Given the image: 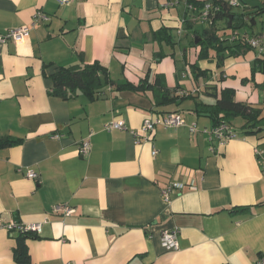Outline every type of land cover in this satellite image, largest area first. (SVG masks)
I'll return each instance as SVG.
<instances>
[{"label":"crops","instance_id":"obj_1","mask_svg":"<svg viewBox=\"0 0 264 264\" xmlns=\"http://www.w3.org/2000/svg\"><path fill=\"white\" fill-rule=\"evenodd\" d=\"M203 1L0 0V34L31 26L22 41H0V138L19 141L0 148V264H17L15 232L6 228L13 221L42 224L28 241L35 264H257L264 256V161L256 154L264 138L243 135L245 120L236 117L238 137L221 143L210 138L213 119L193 112L227 87L264 116V73H252L254 50L221 68L198 61L201 47L191 41L210 26L198 19ZM244 1L234 8L250 23L242 31L264 34V12L255 14L264 0ZM37 11L49 20H37ZM95 61L116 82L149 77L162 93L187 98L158 107L152 91L107 86L94 100L50 92L46 65L52 73ZM195 62L209 74L196 78ZM164 111L181 113L184 123L158 124L151 141L137 143L144 121ZM113 120L128 129L107 131ZM86 139L91 148L82 155ZM173 182L184 187L166 202L162 190ZM58 204L74 210L57 213ZM172 228L179 249L166 251L161 236Z\"/></svg>","mask_w":264,"mask_h":264},{"label":"trees","instance_id":"obj_2","mask_svg":"<svg viewBox=\"0 0 264 264\" xmlns=\"http://www.w3.org/2000/svg\"><path fill=\"white\" fill-rule=\"evenodd\" d=\"M207 1L208 0H205L200 3V7ZM212 2L215 6H218V9H216V12L212 15L210 26L204 27L201 31H195V39H199L198 44L195 43V39L191 41V45L201 47L198 61L214 59L217 67L221 68L227 57L240 55L246 50H254L257 52L246 39L249 35L247 31H242L246 25L250 24L249 21L244 19L245 13L234 11L236 7L228 5L225 0H212ZM189 4L195 5L196 3L189 2ZM262 12H264V5L259 6L255 14H260ZM230 14L234 16L231 28L228 26L227 20V16ZM221 20H225V22L224 25L219 26L217 22ZM234 35H238L239 37L233 40L232 37ZM167 42L174 45L171 39H168ZM163 56V54L160 55V57ZM190 65L196 78L209 74V70L203 69L198 62L191 63ZM46 67L47 65L45 66L44 74L48 76L51 81L50 92L64 99L75 98L82 94L94 100L107 86H115L117 90H132L135 92L152 91L154 103L158 107L180 104L187 98V96L179 97L169 93V89H165L162 93L161 90L163 86L160 85V80L153 83L149 80V77L140 81L138 84L129 81L116 82L112 79L109 69L100 61H95L91 64L61 66L57 67L52 73H47ZM258 71L264 73V52L258 53L255 59V65L252 69L253 75ZM210 88L214 89L215 87L211 86ZM212 95L215 98L214 103L208 104L198 102L193 112L198 115L206 114L213 119L214 126L223 122H227L232 126L231 121L233 119L242 117L245 120L242 126L243 135L262 134V138H264V116L260 108L248 102L237 101L235 99L234 89L227 87L221 90L220 95H218L216 90ZM162 113H171V111H164ZM18 142L17 139L0 138V148L13 146ZM260 150L264 152V146H261ZM257 157L259 160L264 161V154L261 156L257 155ZM10 232H15L16 245L13 250V256L16 263L35 264L30 254L28 241L39 238L38 233L17 229H13Z\"/></svg>","mask_w":264,"mask_h":264},{"label":"built area","instance_id":"obj_3","mask_svg":"<svg viewBox=\"0 0 264 264\" xmlns=\"http://www.w3.org/2000/svg\"><path fill=\"white\" fill-rule=\"evenodd\" d=\"M59 4L61 6L68 5L71 0H58ZM225 2L228 3V5L232 7H237L240 5L239 0H225ZM172 4V2L168 3V5ZM187 6L189 9L195 8V5L187 3ZM216 9H218V6H215L212 1H207L200 7L199 13H198V19L202 23H210L212 19V15L214 12H216ZM36 19L47 21L49 20V16L44 14L41 11H37L36 13ZM33 23L35 25L36 23ZM31 31V26L24 25L16 28H12L9 31H7L4 34H0V41H7L9 39H12L15 42L22 41L25 39ZM247 36V35H246ZM239 36L234 35L232 38L233 40L237 39ZM249 44L257 50L258 53L264 52V34H258L255 36L248 35L246 37ZM184 123V118L181 113L171 112V113H158L153 114L152 117L147 118L142 126V132L144 133L141 137H137V143H141L143 141H151L153 139V136L155 134V129L158 124H162L163 126L167 128H177L180 125ZM105 129L107 131H113L116 129L119 130H127L128 126L123 121H117L113 120L108 122L105 125ZM194 129V127H193ZM134 135L138 136L137 130L131 131ZM210 138L213 139V137H216L220 140L221 143H225L228 140L234 139L238 137V133L236 130L227 122L220 123L218 125L213 126L209 130ZM91 143L89 140H84L82 144L80 145L79 152L82 155H87L90 151ZM153 154H157V150H153ZM256 154L261 156L264 154L263 150L257 149ZM28 176L31 178H36L37 174L34 171H30L28 173ZM184 187V184L181 182H173L167 187H165L162 190V195L164 201L168 202L171 198V193L175 190H179ZM74 208L68 204H58L55 206L54 211L57 213H64V214H70L72 213ZM6 228L11 231L13 229L22 230V231H34L39 233L42 228L41 223H30V224H23L19 221H13L12 223L6 225ZM179 230L177 228H172L165 230L162 233L161 236V245L166 251H173L179 249ZM257 264H264V257H260L257 261Z\"/></svg>","mask_w":264,"mask_h":264},{"label":"water","instance_id":"obj_4","mask_svg":"<svg viewBox=\"0 0 264 264\" xmlns=\"http://www.w3.org/2000/svg\"><path fill=\"white\" fill-rule=\"evenodd\" d=\"M233 14H230L227 16V20H228V26L231 28L232 27V24H233ZM199 42V39H195V43H198Z\"/></svg>","mask_w":264,"mask_h":264},{"label":"rangeland","instance_id":"obj_5","mask_svg":"<svg viewBox=\"0 0 264 264\" xmlns=\"http://www.w3.org/2000/svg\"><path fill=\"white\" fill-rule=\"evenodd\" d=\"M250 1L253 2L254 0H250ZM243 2H245V1H244V0H243V1L240 0V4H242ZM236 8H237V7H236ZM239 30H240V29H239Z\"/></svg>","mask_w":264,"mask_h":264}]
</instances>
